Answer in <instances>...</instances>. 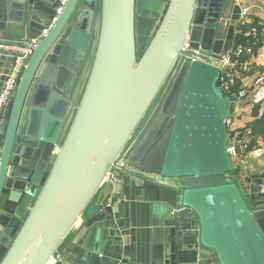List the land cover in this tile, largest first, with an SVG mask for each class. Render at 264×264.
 Listing matches in <instances>:
<instances>
[{"label":"water","instance_id":"95a60500","mask_svg":"<svg viewBox=\"0 0 264 264\" xmlns=\"http://www.w3.org/2000/svg\"><path fill=\"white\" fill-rule=\"evenodd\" d=\"M58 3L0 0V31L13 22L33 38ZM162 7L138 54L137 10L149 17ZM240 13L236 0H65L3 114L0 264L58 260L79 226L60 264H86L84 250L92 246L69 249L99 218L110 232L109 210L94 213L130 187L169 214L176 206L192 209L199 252L211 264H264V210L247 203L226 152L224 119L234 115L237 97L217 86V59L233 45ZM198 45L203 54L193 51ZM16 55L0 48V87ZM88 56L74 104L69 91ZM159 115L168 119L164 128L153 124Z\"/></svg>","mask_w":264,"mask_h":264},{"label":"crops","instance_id":"0c3cea01","mask_svg":"<svg viewBox=\"0 0 264 264\" xmlns=\"http://www.w3.org/2000/svg\"><path fill=\"white\" fill-rule=\"evenodd\" d=\"M236 3L240 6L242 13L246 12L250 25L258 28V42L252 63L242 73L240 82L248 93L246 98L236 105L228 131L229 141L236 143L238 147L236 155L231 158L232 175L237 179L241 193L247 197V203L254 204L252 210H264V137L251 134L252 125L259 119L258 114L264 112V96L259 101L252 100L253 79L259 74L264 77V29L262 27L264 0H236ZM163 9L164 7L159 13L149 17L141 15L136 17L135 33L138 29L140 30L143 38L142 49L153 35L162 17ZM18 26L20 25L7 22L6 30L0 31V39L10 42L28 40L26 27L18 31L16 28ZM235 29L238 30V27ZM91 47L92 44L88 43L86 55H89ZM90 59L91 56H88L82 72L71 85L68 95L71 103L75 104L78 101L86 81ZM229 141L227 140V143ZM121 200L123 205L119 212L116 206ZM2 203L3 198L0 200V219ZM107 203H111L112 206L106 207ZM107 210L114 223L110 230L114 235L111 236L106 223L99 218L69 249L75 254L85 245L92 246L94 251L84 250L85 254L88 252L87 256L83 255L87 259L86 264H211L206 254L199 252L198 219L189 207L173 215L169 214L168 209L161 206L159 202L150 199L147 195H142L141 187L135 189L130 187L126 188L122 198L118 195L115 199L108 197L94 214ZM79 228L80 226L66 240L63 250L73 241ZM97 236L101 238L95 248ZM63 250L59 259L54 260L53 264L57 262L60 264L66 258Z\"/></svg>","mask_w":264,"mask_h":264},{"label":"built area","instance_id":"2783aa9c","mask_svg":"<svg viewBox=\"0 0 264 264\" xmlns=\"http://www.w3.org/2000/svg\"><path fill=\"white\" fill-rule=\"evenodd\" d=\"M65 0H59L57 7L45 23L40 33L27 40L28 44H21L16 42H3L0 41V48L15 52L17 55L13 57L12 62L10 63L7 74L4 77L2 85L0 87V133L3 123V114L6 109V105L11 99L12 93L15 91L19 77L22 73L23 67L31 55L33 47L37 45L39 40L49 31L52 25L55 23L59 13L61 12L62 6ZM246 12L240 13V17L236 22L238 25V30L235 29V36L237 34H242L245 38L243 41L233 42V45L229 48L228 51L221 54L220 58L217 59V67L219 69V76L217 79V86L223 91L230 94H234L237 97L236 105L246 98L248 93L247 89L241 86L242 73L245 72L250 64L252 63V57L255 56L254 45L258 42V28L256 26L250 25ZM236 27V28H237ZM264 29V23L262 24ZM189 50V43H186L185 46ZM195 53L203 54V48L198 46L196 49H193ZM184 58L192 60L193 58L190 55L183 54ZM252 100L259 101L264 96V77L262 74L257 75L252 82ZM236 89L235 91L233 89ZM261 117V114H258V118ZM232 116L226 117L224 123L227 130H230L232 124ZM229 141V139H228ZM236 143L229 141L227 143L226 152L230 158H233L237 153ZM117 165L122 166V162L117 161ZM107 179L111 182H116L118 176L113 173H108ZM112 206L111 203H107L106 207ZM186 207L176 206L171 209V214H175ZM53 262V260H52ZM49 264H53V263Z\"/></svg>","mask_w":264,"mask_h":264},{"label":"trees","instance_id":"16d2710c","mask_svg":"<svg viewBox=\"0 0 264 264\" xmlns=\"http://www.w3.org/2000/svg\"><path fill=\"white\" fill-rule=\"evenodd\" d=\"M245 38L242 36V34H237L234 38L235 42L243 41ZM257 47V43L254 45V48ZM236 90L235 88L233 89ZM251 134L254 136H262L264 137V112L261 114V117L257 119L251 128Z\"/></svg>","mask_w":264,"mask_h":264},{"label":"rangeland","instance_id":"374dc122","mask_svg":"<svg viewBox=\"0 0 264 264\" xmlns=\"http://www.w3.org/2000/svg\"><path fill=\"white\" fill-rule=\"evenodd\" d=\"M139 17V11L137 10V18ZM143 40V38H142V36H141V33H140V30L138 29L137 30V33H136V48H137V52H138V54L141 52V50H142V41ZM83 87H84V85H83ZM83 87H82V89H83ZM81 92H82V90H81ZM81 92H80V94H79V96H78V99H79V97H80V95H81ZM77 99V100H78ZM233 116V115H232ZM237 146V145H236ZM238 148V147H237ZM239 150H241V148H239Z\"/></svg>","mask_w":264,"mask_h":264},{"label":"flooded vegetation","instance_id":"af4514ba","mask_svg":"<svg viewBox=\"0 0 264 264\" xmlns=\"http://www.w3.org/2000/svg\"><path fill=\"white\" fill-rule=\"evenodd\" d=\"M137 4H138V2L136 3V7H137ZM198 46H200V45H198ZM162 117H163L162 115L157 116V118L155 119V121H154L153 124H154L155 126L161 124V126L164 128V127L166 126V124H167V120H168V119H164V118H162Z\"/></svg>","mask_w":264,"mask_h":264},{"label":"bare ground","instance_id":"6f19581e","mask_svg":"<svg viewBox=\"0 0 264 264\" xmlns=\"http://www.w3.org/2000/svg\"><path fill=\"white\" fill-rule=\"evenodd\" d=\"M52 262V261H51Z\"/></svg>","mask_w":264,"mask_h":264}]
</instances>
